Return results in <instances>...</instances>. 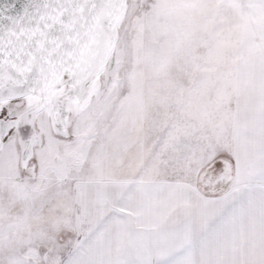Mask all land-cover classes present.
Masks as SVG:
<instances>
[{"label": "snow or ice", "instance_id": "1", "mask_svg": "<svg viewBox=\"0 0 264 264\" xmlns=\"http://www.w3.org/2000/svg\"><path fill=\"white\" fill-rule=\"evenodd\" d=\"M0 264H264V0H0Z\"/></svg>", "mask_w": 264, "mask_h": 264}]
</instances>
